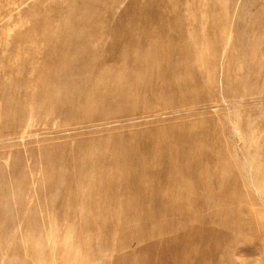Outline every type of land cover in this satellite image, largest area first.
<instances>
[{"label": "rangeland", "instance_id": "obj_1", "mask_svg": "<svg viewBox=\"0 0 264 264\" xmlns=\"http://www.w3.org/2000/svg\"><path fill=\"white\" fill-rule=\"evenodd\" d=\"M0 264H264V0H0Z\"/></svg>", "mask_w": 264, "mask_h": 264}]
</instances>
